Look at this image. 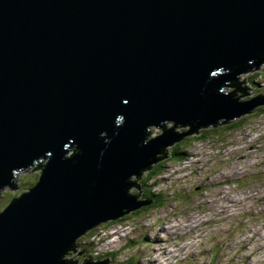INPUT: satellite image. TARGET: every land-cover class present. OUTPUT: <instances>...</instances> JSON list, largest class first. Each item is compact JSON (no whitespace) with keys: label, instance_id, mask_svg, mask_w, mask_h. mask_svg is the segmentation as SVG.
<instances>
[{"label":"water","instance_id":"obj_1","mask_svg":"<svg viewBox=\"0 0 264 264\" xmlns=\"http://www.w3.org/2000/svg\"><path fill=\"white\" fill-rule=\"evenodd\" d=\"M261 63L264 0H0V190L41 164L0 211V264H74L78 235L150 203L128 188L164 146L264 103L232 98Z\"/></svg>","mask_w":264,"mask_h":264},{"label":"rangeland","instance_id":"obj_2","mask_svg":"<svg viewBox=\"0 0 264 264\" xmlns=\"http://www.w3.org/2000/svg\"><path fill=\"white\" fill-rule=\"evenodd\" d=\"M236 81L246 93L235 91L232 98L238 102L264 96V63L238 74ZM232 90L234 86L226 87ZM173 125L165 120L163 128ZM188 129L172 127L176 133ZM204 130L207 137L190 139ZM147 131L154 138L162 128L151 125ZM176 147L182 153L172 159ZM162 153L163 158L133 178L136 184L147 178L145 185L153 196L162 194L163 204L133 213L154 197L142 195L145 185H138L139 190L130 186L129 193L139 191L138 201L150 203L85 230L62 258L74 264L103 258L110 264H264V103L224 123L197 128L164 146ZM160 161V172L148 175ZM40 172L31 166L16 176L14 185L0 190V211L9 199L27 191ZM81 244L89 247L87 252ZM91 251L103 255L91 257Z\"/></svg>","mask_w":264,"mask_h":264},{"label":"trees","instance_id":"obj_3","mask_svg":"<svg viewBox=\"0 0 264 264\" xmlns=\"http://www.w3.org/2000/svg\"><path fill=\"white\" fill-rule=\"evenodd\" d=\"M236 123H233V124H231L230 126H234ZM230 126H227V127H230ZM206 130H204V131H202L201 132V134L200 135H194V136H191V138L190 139H192V140H195V139H201V138H203V137H207V135H206ZM181 153H182V150H179V147H176L175 149H173V151H172V154H171V157H172V159H177V157H179L180 155H181ZM39 161H37V163H38ZM162 165H163V162L162 161H160V162H158L157 164H155V166L152 168V170L149 172V174L148 175H155L156 173H159L160 172V170H161V167H162ZM34 168H41V164H40V167H37V166H35ZM26 171H22V172H20V173H25ZM39 174L40 173H38L37 174V176H36V179L34 180V181H32L31 183H30V185H33L37 180H38V177H39ZM145 179H147V178H145ZM145 179H143V180H145ZM138 181L137 182V185H139L140 187L139 188H141V187H144L143 185H145L146 184V181ZM145 187H146V189L143 191V196L144 197H147V198H150L151 196H153V192H152V190H151V188L150 187H147L146 185H145ZM135 194V193H134ZM18 196V195H17ZM162 196V194L161 193H155V195L153 196L154 198V200H153V202L151 203V204H148L147 206L145 205V206H143L140 210H135L133 213H139L140 211H143V210H146V209H148V208H150V207H155V206H160V205H162L163 204V197H161ZM16 197V196H15ZM12 198H14V197H12ZM11 198V199H12ZM11 199H9V201L11 200ZM4 203V202H3ZM76 244L78 245V242H76ZM81 245H83V246H81V248H83L84 249V252H87V250L89 249V247L87 248V247H84V245L85 244H81ZM89 245V244H88ZM92 252V251H91ZM84 255V254H83ZM91 257H95V256H101V255H103V253H96V252H92L91 253ZM126 264H133V262L132 261H129V263H126Z\"/></svg>","mask_w":264,"mask_h":264},{"label":"bare ground","instance_id":"obj_4","mask_svg":"<svg viewBox=\"0 0 264 264\" xmlns=\"http://www.w3.org/2000/svg\"><path fill=\"white\" fill-rule=\"evenodd\" d=\"M242 73H245V72H242ZM242 73H240V74H242ZM237 77H238V75H237ZM237 101H238V99H237ZM240 102H242V101H240ZM221 122V121H220ZM178 126V125H177ZM205 127V126H204ZM166 128V127H165ZM151 129V128H150ZM152 130V129H151ZM189 130V129H188ZM199 130V129H198ZM195 132V131H194ZM197 132V131H196ZM162 133V132H161ZM156 137H157V135H156ZM152 138V137H151ZM155 157H156V154H155ZM29 170V169H28ZM24 171H27V170H24ZM98 224V223H97ZM91 228V227H90ZM161 239V238H160ZM97 258V257H96ZM168 258V257H167ZM156 263V262H155Z\"/></svg>","mask_w":264,"mask_h":264}]
</instances>
